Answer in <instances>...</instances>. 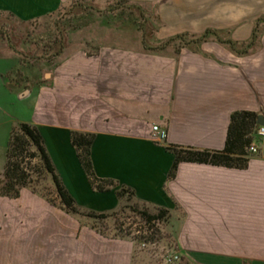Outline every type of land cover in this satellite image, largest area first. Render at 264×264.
I'll use <instances>...</instances> for the list:
<instances>
[{
  "label": "crops",
  "instance_id": "1",
  "mask_svg": "<svg viewBox=\"0 0 264 264\" xmlns=\"http://www.w3.org/2000/svg\"><path fill=\"white\" fill-rule=\"evenodd\" d=\"M68 1L0 0V12L28 22L54 14ZM129 1L154 10L159 40L215 29L247 44L264 18V0ZM254 45L249 55L214 37L161 52L143 44L102 45L92 56L85 50L71 55L53 77L41 81L40 65L25 72L28 63L0 43V154L6 163L16 123L36 124L79 205L113 211L128 189L141 203L186 214L179 227L177 264H264V138L255 137L260 151L245 169L183 161L173 179L175 155L167 149L173 144L221 150L233 112L264 115V32ZM59 75L69 86L64 94L68 89L79 95L64 100L63 121L57 117ZM154 124L167 129L166 142L154 140ZM73 130L95 134L93 172L113 180L111 189L93 187L72 144ZM0 264L147 261L135 255L131 239L105 236L24 187L17 198L0 195Z\"/></svg>",
  "mask_w": 264,
  "mask_h": 264
},
{
  "label": "rangeland",
  "instance_id": "2",
  "mask_svg": "<svg viewBox=\"0 0 264 264\" xmlns=\"http://www.w3.org/2000/svg\"><path fill=\"white\" fill-rule=\"evenodd\" d=\"M109 4L100 2V0H70L66 2L57 12L49 16L33 20L21 21L13 16L0 12V43L7 44V49L15 51L17 55L28 63V68L40 65L41 81L49 80L56 74L55 69L62 65L68 57L85 50L88 56L98 53L102 45H144L158 46L166 40H159L154 37L155 30L159 27V21L151 7H137L108 11ZM146 17V20L143 18ZM146 28V34L149 35L147 44L143 41V35ZM261 33L264 32V22L260 25ZM63 45L62 52L58 55L57 51ZM178 46V44H171ZM169 45V46H171ZM259 45V41L258 44ZM169 46L163 49L150 50L155 52L165 51ZM255 46V45H254ZM250 48L247 53L249 55ZM47 72V75H45ZM58 74V73H57ZM14 75L21 76V72L15 71ZM33 81V78L31 79ZM58 121H63L62 111L64 110V100H76L79 95L74 96L68 91V84L64 83L62 75L58 76ZM66 85V86H65ZM67 89V93L64 91ZM78 90L79 85H75ZM74 90V88H73ZM72 90V91H73ZM0 168L5 165L4 154H0ZM38 159L33 160L36 164ZM35 178H39L36 177ZM38 189L45 194H49L55 200L57 205L60 201L55 194V186L49 175H43L37 183ZM138 204V206H137ZM140 210H147L151 214L158 213L155 206L146 205L137 201L133 196L127 195L119 208L108 212L109 215L104 218H79L81 222L99 233L108 237L132 238V234L140 230L144 232L150 227L149 223L140 215ZM186 219V214L175 210H170L165 219L159 220L155 226L156 234L152 240H156L158 248H140L135 242V255L143 257L147 264H165L161 257V250L169 248L179 251V227Z\"/></svg>",
  "mask_w": 264,
  "mask_h": 264
},
{
  "label": "trees",
  "instance_id": "3",
  "mask_svg": "<svg viewBox=\"0 0 264 264\" xmlns=\"http://www.w3.org/2000/svg\"><path fill=\"white\" fill-rule=\"evenodd\" d=\"M124 7H137L135 3L129 0H119L110 3L108 11H116ZM144 17V16H143ZM146 20V17L143 18ZM264 22V18L257 21L253 37L247 44L236 42L228 37H223L219 30L208 29L199 35L179 34L170 38L158 46H147L150 50L163 49L171 44L179 46H190L191 43L200 45L204 41L211 38H216L221 43L227 45L232 51L243 54L255 44L260 37V24ZM143 41L147 44L149 35L146 34V28L143 29ZM228 34V32H227ZM63 45L57 51L59 55L62 52ZM242 48V49H241ZM259 114L250 110H239L232 113L231 122L228 129V135L225 147L221 150L197 149L192 146L167 145V149L175 155V160L169 179L176 176L179 164L183 161L206 163L217 166H225L229 168L245 169L249 166L251 155L248 152V147L254 143L256 131L258 127ZM95 138L92 132H83L73 130L71 133L72 144L78 150L79 158L87 170L93 187L98 191L111 189L114 181L111 179H101L95 175L91 161V145ZM38 159L36 164L33 160ZM37 177L39 178H35ZM43 175H49L55 186V194L60 203L57 205L55 200L49 194L42 193L37 183ZM24 187L31 188L34 192L43 195L52 204L61 207L66 212L78 216L79 218H106L112 211H95L79 205L76 199L65 186L54 162L47 149L44 137L38 125L30 122H18L13 127L8 148L6 152V163L2 178L0 179V195L10 198H17L21 194ZM126 192L133 196L134 192L126 189ZM121 192H119V195ZM123 194V193H122ZM121 194V195H122ZM138 206V204H137ZM158 213L151 214L147 210H140V215L149 223L150 227L146 229L147 237L153 238L156 234L155 226L159 220L165 219L169 214L170 209L166 207L156 206ZM116 210V209H115Z\"/></svg>",
  "mask_w": 264,
  "mask_h": 264
},
{
  "label": "built area",
  "instance_id": "4",
  "mask_svg": "<svg viewBox=\"0 0 264 264\" xmlns=\"http://www.w3.org/2000/svg\"><path fill=\"white\" fill-rule=\"evenodd\" d=\"M153 131V138L156 142L164 143L167 139V129L162 128L158 124H154L152 126ZM256 136H260L264 138V125H258ZM259 148L255 143H252L248 147V152L250 155H254L259 153ZM147 231L141 232L140 230L136 231V233H133L131 236V240L135 243L137 242L139 244L140 248H151L156 249L158 248V242L156 240H152V238L147 237ZM161 257L164 260L165 264H177L181 260V256L178 252V250L169 249V248H163L161 250Z\"/></svg>",
  "mask_w": 264,
  "mask_h": 264
},
{
  "label": "water",
  "instance_id": "5",
  "mask_svg": "<svg viewBox=\"0 0 264 264\" xmlns=\"http://www.w3.org/2000/svg\"><path fill=\"white\" fill-rule=\"evenodd\" d=\"M258 124L259 125H264V115L260 114L258 117Z\"/></svg>",
  "mask_w": 264,
  "mask_h": 264
}]
</instances>
